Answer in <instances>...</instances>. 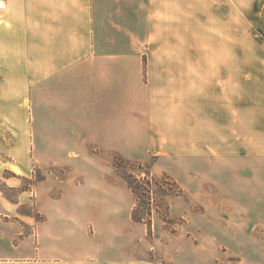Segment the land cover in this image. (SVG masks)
I'll return each mask as SVG.
<instances>
[{"label":"crops","instance_id":"obj_1","mask_svg":"<svg viewBox=\"0 0 264 264\" xmlns=\"http://www.w3.org/2000/svg\"><path fill=\"white\" fill-rule=\"evenodd\" d=\"M238 15V0H0V141L15 111H35L46 173L33 192L41 221L17 214L29 193L0 194V264H156L109 154L157 158L153 169L205 206L264 207V170L244 177L253 160L222 149L238 142L239 94L264 95L263 57L239 72L238 55L220 53L237 46ZM1 159L0 177L13 166ZM65 166L67 177L53 172ZM169 203L171 217L189 211L181 196Z\"/></svg>","mask_w":264,"mask_h":264},{"label":"rangeland","instance_id":"obj_2","mask_svg":"<svg viewBox=\"0 0 264 264\" xmlns=\"http://www.w3.org/2000/svg\"><path fill=\"white\" fill-rule=\"evenodd\" d=\"M245 4L246 0H238L237 46H223L220 51L222 54L231 52L238 55L239 72L247 70V64L241 61L246 57L264 58V3L261 2L258 8L256 2L254 10L250 14L244 13ZM207 51L209 52V50ZM239 87H243V85L239 84ZM241 90L239 88V91ZM25 106H27L26 103ZM23 114H26L29 124L32 123L35 111H31V109L29 112L27 110L24 112L15 111L14 125L12 130L8 131V142L0 141V146L3 145L0 150L1 160L13 163V166H10L11 170H5L0 177V194L3 198L18 203L21 194L29 193L30 201L27 204L19 205L17 214L31 216L33 221L38 222L43 219V216L38 211L33 192L36 186L46 178V173L41 169V164H38L40 161L36 159L38 153L33 152L31 124L29 130H22L16 124L20 125L18 120L20 121ZM237 133L238 142L223 144L222 149H225L226 145V149H234L230 153L237 158L247 156L252 159L254 164L243 166L245 168L244 175L249 174L244 177H253L255 180L262 176L264 170V95L239 94ZM117 156L120 155L109 154L108 158L113 165L114 175L119 177L113 164ZM125 160L147 165L151 177L157 179L152 182L151 187H146V192L143 191L150 196L146 198L150 201V209H152L151 235L148 226L142 223L145 228L147 227L149 236L144 235L145 245L143 247H151L154 253L149 251L147 258H153L156 264H171L174 260H177V264H264V207L232 208L221 206L217 208L210 205L205 206L185 194L171 175L154 170L153 165L157 162V158H152L149 162ZM23 162L28 163L32 176H23L21 171L16 173L13 170V167L19 168V164ZM228 167L237 166L235 164ZM238 167H242V165L240 164ZM143 168L146 170L144 166ZM251 168L257 169L258 177L249 173ZM126 169L125 173L133 174L144 182L146 178L144 170L138 166H126ZM54 171L65 178L70 172V167L65 166ZM230 177L233 176L229 175ZM207 188L210 190L209 186ZM180 196L189 203L187 212L190 216L189 220L185 218L187 213L186 215L174 214L172 217L170 215L169 201ZM139 215L148 217V207L141 206ZM25 230L32 232L33 225L26 226Z\"/></svg>","mask_w":264,"mask_h":264},{"label":"trees","instance_id":"obj_3","mask_svg":"<svg viewBox=\"0 0 264 264\" xmlns=\"http://www.w3.org/2000/svg\"><path fill=\"white\" fill-rule=\"evenodd\" d=\"M113 164L115 166L117 174L119 175V177H121L127 183V185L129 186V189L131 190V192L133 193V195L135 197L136 205H135V208H134L133 213H132L133 221L136 223H145L148 226L149 234L151 235L152 234V218H151L152 209H150L151 203L146 198L148 196V194L146 195L145 193H143V191L145 190V192H146L147 191L146 189L148 187H151L153 184L152 182L157 181V179L151 177L149 167L147 165L142 164V163L127 161V160L121 158L120 156H117V157H115ZM126 166H129V167H137L138 166L142 170H144V168H143V166H144L146 168V170H144V173L146 175L144 182L140 181L133 174H127V172L125 173L124 171L127 170ZM181 193H183V192L181 191ZM148 197H150V196H148ZM141 206L148 207V215H147L148 217H143V216L139 215V208Z\"/></svg>","mask_w":264,"mask_h":264}]
</instances>
